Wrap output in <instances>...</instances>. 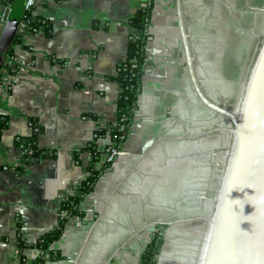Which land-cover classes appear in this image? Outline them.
<instances>
[{
	"label": "crops",
	"instance_id": "0c3cea01",
	"mask_svg": "<svg viewBox=\"0 0 264 264\" xmlns=\"http://www.w3.org/2000/svg\"><path fill=\"white\" fill-rule=\"evenodd\" d=\"M146 1L35 0L25 20L41 25L31 31L22 19L25 0H0V37L8 31L15 66L5 65V54L0 264L31 263L35 249L27 245L58 225L61 202L88 175L89 142L104 161L111 139L94 133L116 122L120 87L113 77L134 31L130 20ZM180 6L204 93L234 110L264 32V0H181ZM8 18L18 24L13 35ZM145 53L138 109L122 152L82 198V215L68 218L51 246L57 256L46 264H138L159 229L156 264H197L230 134L219 128L194 138L159 136L196 135L229 123L194 89L177 0H153ZM30 119L41 128L36 144L53 156L24 159L16 139L29 135Z\"/></svg>",
	"mask_w": 264,
	"mask_h": 264
},
{
	"label": "water",
	"instance_id": "95a60500",
	"mask_svg": "<svg viewBox=\"0 0 264 264\" xmlns=\"http://www.w3.org/2000/svg\"><path fill=\"white\" fill-rule=\"evenodd\" d=\"M180 5L181 0H177L186 63L194 89L202 104L225 118L229 127L212 126L209 129L207 126L196 135L159 138H194L218 133L219 128H226L230 134L212 213L205 217L207 228L197 264H264V32L248 65L238 104L232 110L208 98L201 87L195 72L196 54L194 56L190 46ZM8 23L13 26V32H10L13 35L18 24L11 18H8ZM6 32L0 37V66L4 63L6 44L11 40L6 39ZM198 217L204 216L193 218ZM139 231H135L134 235Z\"/></svg>",
	"mask_w": 264,
	"mask_h": 264
},
{
	"label": "trees",
	"instance_id": "16d2710c",
	"mask_svg": "<svg viewBox=\"0 0 264 264\" xmlns=\"http://www.w3.org/2000/svg\"><path fill=\"white\" fill-rule=\"evenodd\" d=\"M151 8V6H142L140 11L130 20L134 31L129 38L126 57L119 63L117 72L113 77L120 87L116 100V122L107 129L103 128L96 131L97 135L108 133L111 141L120 144H122L127 138L128 130L134 121V115L138 109V99L141 89L142 74L144 71L143 67L147 60L145 43L149 36ZM22 19H29L28 11H24ZM40 25L41 24L37 21L29 20V22H27L28 27H39ZM44 25H47V22H45ZM7 53L9 54L8 56H10L11 51L6 49L5 54ZM30 122L29 135L18 137L16 139V144L20 145V147L22 146L26 148V153L23 154L24 159L30 161L33 159L36 160L40 157L53 156L54 154H50L47 149L41 148L36 144L37 134L41 128L35 119H30ZM5 125V118L0 114V135ZM94 143L95 141L92 140L86 146L91 152L92 157L90 162L86 165L88 175L80 187L81 194L69 195L67 201H62L61 206L62 208L68 209V215L65 216L53 230L44 233L38 241L27 245L28 247H33L34 249H39L43 252L42 255L39 254L34 256L30 264H46V262L57 256V253L51 248L53 242L61 235L70 216L82 215L81 206H78V208H75V206H77L82 198L93 189L100 175L109 166V163L99 159V153L96 151ZM161 242L162 237L159 231L154 232L151 240L140 254L138 264H156V256Z\"/></svg>",
	"mask_w": 264,
	"mask_h": 264
},
{
	"label": "built area",
	"instance_id": "2783aa9c",
	"mask_svg": "<svg viewBox=\"0 0 264 264\" xmlns=\"http://www.w3.org/2000/svg\"><path fill=\"white\" fill-rule=\"evenodd\" d=\"M4 1H7V0H4ZM34 1L35 0H25L24 9L26 11L30 12L32 10L33 5H34ZM152 5H153V0H147L146 3L143 5V7H147V6H149V7L151 6L152 7ZM8 10H9V7H8ZM25 21H26V25H27L28 20H25ZM38 28L39 27L31 26L30 27V30L31 31H36ZM5 64L8 65L9 67H15L14 64H13V56L12 55L7 56ZM28 125L29 126L31 125V122L30 121H29ZM97 136L98 135L95 132L94 133V139ZM21 149H22V155L25 154L26 153V148L21 146ZM121 152H122V150H121V144L120 143H117L115 141H111L103 149V153L105 155L104 156V162H107V163L110 164L116 158V156H118ZM8 168L9 167L7 165H4L3 166V169H8ZM83 181L75 182L73 184V186H72V194L69 193L67 196H65L64 199H63V202L67 201V198H68L69 195H80L81 194L80 187H81ZM84 183H86V182H84ZM78 206H79V204L77 206H75V208L76 207L78 208ZM58 215H59L58 216V221L60 222L65 216L68 215V209L67 208H62V206L60 205V209H59ZM76 216H78V215H76ZM17 219H18L20 225H24L25 224V220L24 219H22V218H17ZM34 254H35V256L36 255H39V254L42 255L43 252L41 250H39V249H35L34 250Z\"/></svg>",
	"mask_w": 264,
	"mask_h": 264
},
{
	"label": "rangeland",
	"instance_id": "374dc122",
	"mask_svg": "<svg viewBox=\"0 0 264 264\" xmlns=\"http://www.w3.org/2000/svg\"><path fill=\"white\" fill-rule=\"evenodd\" d=\"M160 230V229H159ZM159 230H157V231H159Z\"/></svg>",
	"mask_w": 264,
	"mask_h": 264
}]
</instances>
